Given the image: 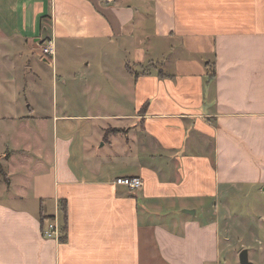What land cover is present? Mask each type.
I'll use <instances>...</instances> for the list:
<instances>
[{
  "label": "crops",
  "instance_id": "obj_1",
  "mask_svg": "<svg viewBox=\"0 0 264 264\" xmlns=\"http://www.w3.org/2000/svg\"><path fill=\"white\" fill-rule=\"evenodd\" d=\"M0 167V264H264L218 215L264 187V0H0Z\"/></svg>",
  "mask_w": 264,
  "mask_h": 264
},
{
  "label": "rangeland",
  "instance_id": "obj_2",
  "mask_svg": "<svg viewBox=\"0 0 264 264\" xmlns=\"http://www.w3.org/2000/svg\"><path fill=\"white\" fill-rule=\"evenodd\" d=\"M2 176L4 175L0 167V178ZM263 188L261 189L263 190ZM259 189L258 185H247L241 190L233 189L226 194L224 204L218 209V215L222 216V226L224 227L222 236L232 235V239L227 241H231L236 248H239L241 244L254 246L255 243L252 239L255 236L261 237L264 242V191ZM200 211L198 208L197 212ZM235 254L236 250H226L223 264H237V255ZM248 256L251 260L252 256L250 254Z\"/></svg>",
  "mask_w": 264,
  "mask_h": 264
},
{
  "label": "built area",
  "instance_id": "obj_3",
  "mask_svg": "<svg viewBox=\"0 0 264 264\" xmlns=\"http://www.w3.org/2000/svg\"><path fill=\"white\" fill-rule=\"evenodd\" d=\"M54 46L55 44L52 38L40 43L41 52L46 57H50L51 59L54 54ZM113 182L118 185L126 186L130 189H139L143 184V180L140 176H117ZM42 235L48 238L59 239L61 235V230L60 220L57 214H54L53 218L47 221L45 226L42 228Z\"/></svg>",
  "mask_w": 264,
  "mask_h": 264
},
{
  "label": "trees",
  "instance_id": "obj_4",
  "mask_svg": "<svg viewBox=\"0 0 264 264\" xmlns=\"http://www.w3.org/2000/svg\"><path fill=\"white\" fill-rule=\"evenodd\" d=\"M214 65H212V69H211V73L210 75H214V68H213ZM145 107V105H144ZM6 179V177H4ZM60 207V214H61V221H60V230H61V235L59 237V239L63 240L65 239V232H66V227H67V205H66V202L65 200L63 201H60L59 203ZM40 214H41V219H42V228L45 226V224L47 223V221H49V219L53 218V214L52 215H49V214H46L45 213V208H43V204H42V207H41V210H40ZM45 222V223H44Z\"/></svg>",
  "mask_w": 264,
  "mask_h": 264
},
{
  "label": "water",
  "instance_id": "obj_5",
  "mask_svg": "<svg viewBox=\"0 0 264 264\" xmlns=\"http://www.w3.org/2000/svg\"><path fill=\"white\" fill-rule=\"evenodd\" d=\"M185 211L194 213V209H185Z\"/></svg>",
  "mask_w": 264,
  "mask_h": 264
}]
</instances>
